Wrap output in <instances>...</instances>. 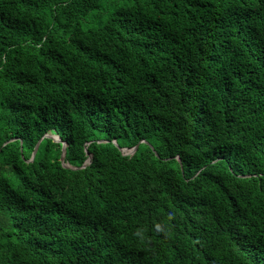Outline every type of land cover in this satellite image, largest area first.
I'll use <instances>...</instances> for the list:
<instances>
[{
    "label": "trees",
    "instance_id": "1",
    "mask_svg": "<svg viewBox=\"0 0 264 264\" xmlns=\"http://www.w3.org/2000/svg\"><path fill=\"white\" fill-rule=\"evenodd\" d=\"M0 264H264V0H0Z\"/></svg>",
    "mask_w": 264,
    "mask_h": 264
},
{
    "label": "water",
    "instance_id": "2",
    "mask_svg": "<svg viewBox=\"0 0 264 264\" xmlns=\"http://www.w3.org/2000/svg\"><path fill=\"white\" fill-rule=\"evenodd\" d=\"M44 136H46V137H51V138H53V140H55V141H60V142H61L60 137H59L58 135H56V134L46 133V134L43 135V137H44ZM41 139H42V137L36 142V144H35V146H34V148H33V151H32V153H31V157H30L29 160H31V159L34 157V155H35V153H36V151H37V148H38V145H39ZM11 140H13V138L7 140L6 142H4V144L8 143V142L11 141ZM99 141H106V140H99ZM113 142H114L115 145H117V143H116L115 141H113ZM66 144H67V143H66L65 141H62V148H61L62 151H61V155H60V161H61V164H62L64 167H68V168H72V169L79 168V167H76V166L70 165L68 162L64 161L65 150H66ZM137 147H138V144H136V145L133 146V147H120V150H121L122 153H131V154H132V153H134V152L136 151ZM85 150H86V152H88L87 149H85ZM91 157H92V155H91L90 153H88V158L86 159V161L84 162V164H83L81 167H84V165H85L87 162H90ZM178 159H179V158H178Z\"/></svg>",
    "mask_w": 264,
    "mask_h": 264
}]
</instances>
